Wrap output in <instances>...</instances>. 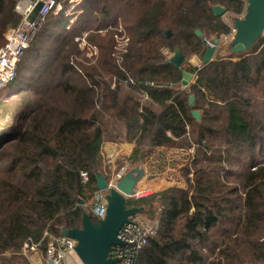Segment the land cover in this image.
<instances>
[{"label": "trees", "instance_id": "trees-1", "mask_svg": "<svg viewBox=\"0 0 264 264\" xmlns=\"http://www.w3.org/2000/svg\"><path fill=\"white\" fill-rule=\"evenodd\" d=\"M16 1L0 0V47L20 19ZM214 5L240 15L245 2L83 0L69 28L62 14L48 18L1 89L0 104L22 96L6 104L17 109L0 128V264H28L24 242L81 227L83 211L97 222L86 203L95 174L108 180L102 148L121 141L133 144L127 159L144 176L175 171L181 182L126 200L159 222L135 264H264V38L244 57L192 64L205 50L202 36L231 30ZM118 17L129 39L123 53ZM84 33L97 48L91 58L76 40ZM176 45L180 67L166 56ZM183 70L194 75L184 87ZM124 80L132 83L120 88Z\"/></svg>", "mask_w": 264, "mask_h": 264}, {"label": "built area", "instance_id": "built-area-1", "mask_svg": "<svg viewBox=\"0 0 264 264\" xmlns=\"http://www.w3.org/2000/svg\"><path fill=\"white\" fill-rule=\"evenodd\" d=\"M72 1V0H71ZM64 0H17L15 3V11L18 13L20 19L16 25L8 26L5 32V43L0 47V90L4 88L9 82H11L16 74V65L24 52L29 46L32 39L35 37L39 29L46 22L47 18L51 14H56L62 9V3ZM77 2V1H76ZM40 3L39 9L31 16L33 9ZM77 3L73 4L76 5ZM97 13V11H94ZM70 14V13H69ZM71 15V14H70ZM68 16V15H67ZM66 27L75 21L74 16H69ZM74 17V18H73ZM228 18V17H227ZM118 21L121 18L118 17ZM119 24V23H118ZM104 34L105 30H99ZM118 32H122L121 25H118ZM116 41L119 43V37ZM124 43L127 45L129 39L126 36H121ZM225 37V36H224ZM78 43H86V33L81 37L76 38ZM117 45V44H116ZM115 45V46H116ZM93 48V46H92ZM118 49V47H115ZM122 51H125L123 49ZM172 54L167 53L169 58ZM196 65H199L196 63ZM132 80L121 81L118 85L120 88L126 87ZM154 83L148 81L147 85L152 86ZM169 85H173L169 83ZM112 87L115 86V82L112 83ZM146 94L141 95V99H147ZM193 147L189 149L192 154ZM83 182H86L89 178L87 172L81 171L80 173ZM124 175V167L114 172V175L107 180L108 188L106 190H96L89 198L86 205L90 208L92 215L98 220L104 217L107 200L106 193L109 189L116 188L117 182ZM152 190L134 188L130 197L132 199H138L141 197L152 194ZM158 219H147L141 216V213H137L128 217V221L125 222L117 233V238L120 243L114 244L110 248L109 256L116 258V264H135L136 258L140 250L147 243L148 239L156 234L158 228ZM76 244L75 239L66 235H53L47 231L43 233V238L37 242L26 241L22 246L21 253L28 261V264H38L34 258L33 252L42 248L43 262L44 264H82L75 254L74 246Z\"/></svg>", "mask_w": 264, "mask_h": 264}, {"label": "water", "instance_id": "water-1", "mask_svg": "<svg viewBox=\"0 0 264 264\" xmlns=\"http://www.w3.org/2000/svg\"><path fill=\"white\" fill-rule=\"evenodd\" d=\"M245 2L244 12L241 15L227 14L221 5L212 6L215 15H228L229 25L232 28V35L222 49L224 58L230 56H246L254 48L255 44L264 38V0H243ZM37 3L31 16L39 9ZM166 31V36L170 35ZM197 36H202L200 29L195 30ZM202 44L205 50L201 57H194L197 64H205L212 61L216 51L218 38L207 40L202 36ZM185 61V56L178 45L174 47L168 62L176 67H180ZM194 79V75L186 70L182 71L181 84L189 85ZM190 104L193 103V96H189ZM192 117L199 121L201 113L198 110L191 111ZM143 169L133 168L126 172L117 182L116 188L109 189L105 197L107 206L103 218L93 222L89 212L83 211L81 217V227L61 228V234L75 239L74 251L82 264H116L117 259L109 256L110 248L114 244L120 243L117 233L121 226L128 221V217L143 211L142 207H126V200L130 197L140 178H143ZM95 186L97 190L108 188L107 180L101 172L95 174ZM82 203V202H81Z\"/></svg>", "mask_w": 264, "mask_h": 264}, {"label": "rangeland", "instance_id": "rangeland-1", "mask_svg": "<svg viewBox=\"0 0 264 264\" xmlns=\"http://www.w3.org/2000/svg\"><path fill=\"white\" fill-rule=\"evenodd\" d=\"M82 2H83V0H72V1L71 0H64V2L62 3V9L58 13H56V14H54V13L51 14L48 18L50 19V17H55V16H59L60 14H62L64 17L68 18V21L70 20V17L69 16H74L75 17V20H76L77 16L83 11ZM75 3H77V4L72 7V5L75 4ZM94 14L98 15V12L97 13L94 12ZM227 14H222L221 17H222V19L225 22H227L229 24V20L227 19V17H228ZM225 16H227V17H225ZM48 18H47V20H48ZM117 22L119 23L118 25H121L122 30H123L122 32H118L117 31V33H116L118 35L117 37H119L120 35L127 37V34L125 33V31L123 29L122 22L121 21L119 22L118 19H117ZM43 25L39 29L37 35L39 34V32H41L45 28V26H43ZM117 28H118V26H117ZM230 28H231V26H230ZM232 33H233V31H232V28H231V30H230V32L228 34H221V35H219V37L216 36L215 34H211L209 36H205L204 35V37L207 40H210V39H213V38H218L219 39V43L217 44L216 51H215L213 57H217V56H221L222 55V49H223L224 45L226 44V42L230 39ZM104 34H105V32H104ZM104 34L101 33V35H104ZM51 35H52V33L49 30H46V33H45L44 37L45 38L46 37L49 38ZM121 36L119 38L120 39L119 40V43L116 41V39H118V38L115 37V44H117L116 46L118 47V49H116V50L118 52H120V53H123L124 51H122V50L123 49H126L127 46H128V44L126 45L124 43V40H123V38ZM86 43L87 44H84V45L81 44V43H78V46H79V48H80L81 51H84L85 52L86 57L91 58L92 55H96L97 54V48H96L95 45H91L90 43H88L87 40H86ZM92 46H93V48H92ZM233 56H235V55H233ZM194 57H197V56H194ZM192 61H193V59H192ZM28 65H30V63H28L27 65L25 64L24 65V69L21 68V74H19V76L17 77L19 80H21L22 74H23V77H27L30 74V72L27 70ZM16 96H18V99H20V97L22 95L20 96L18 94H14V95H12L9 98L10 99L11 98H16ZM11 102H13V101H10L9 103H11ZM9 103H5V102L2 103L1 102V104H0V106H1L0 107V128L4 127L5 125H7L10 122H12L13 121L12 120L13 119V115L16 113V109H17L16 104L14 103L12 106H11V104H10V106L6 105V104H9ZM121 142L122 143H126L124 141H121ZM123 155L125 156L126 153H123ZM174 159H176V158H174ZM121 167H124V174L126 172H128L129 170L133 169V168L143 169V167H141V165H139L138 163L131 164L128 161L127 158L126 159L125 158H122V159L119 158V159H117V162L115 163V170L117 171ZM103 168H104V171H105L104 173H105L106 177L109 180L111 174H109L110 172L108 171V169L106 167H103ZM111 171H112V169H111ZM174 172L172 171V173H171V171H168L167 172L168 174H163L162 176L161 175H155V173H152L151 172V174H154V176H150V175H147V177L146 176H143V178H140V180L138 181V183L136 185V188L152 190L151 192L153 194V193H155V192H157V191L161 190L162 188L167 187L169 185H172V184L179 185L181 182H179L175 178V176L173 175ZM155 206L157 207V204ZM140 213H141V216L142 217H145L147 219H153V218H156L157 217V215H155L154 217H149L148 214H146L145 212H140ZM156 213H157V210H156Z\"/></svg>", "mask_w": 264, "mask_h": 264}, {"label": "crops", "instance_id": "crops-1", "mask_svg": "<svg viewBox=\"0 0 264 264\" xmlns=\"http://www.w3.org/2000/svg\"><path fill=\"white\" fill-rule=\"evenodd\" d=\"M227 17V16H225ZM228 19V18H227ZM214 58V57H213ZM193 59V61H192ZM190 59V62L194 65H196V62L194 60V57ZM184 87V86H182ZM3 93V90L0 91V97L1 94ZM12 95H9L7 97H4V101H6V103H9L10 101H14V99H18V96H16V98H9ZM126 142V141H124ZM133 144L130 142H126V143H122V142H106L103 145V167H106L108 169V171L110 172L109 174H111L110 178L114 175L115 170V163L117 162V159L119 158H128L131 150H132ZM123 153H126V155L124 156ZM128 163V162H127ZM112 171H111V169ZM163 174H161L162 176ZM42 248L36 250L35 252L32 253V255L34 254V258L36 259L38 264H44L43 262V254H42Z\"/></svg>", "mask_w": 264, "mask_h": 264}]
</instances>
